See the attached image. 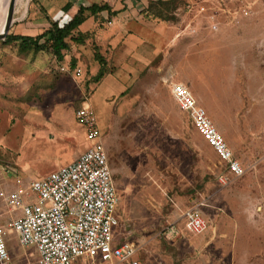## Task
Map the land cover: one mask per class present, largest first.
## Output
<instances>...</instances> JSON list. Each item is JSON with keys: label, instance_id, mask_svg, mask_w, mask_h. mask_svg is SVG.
Instances as JSON below:
<instances>
[{"label": "rangeland", "instance_id": "1", "mask_svg": "<svg viewBox=\"0 0 264 264\" xmlns=\"http://www.w3.org/2000/svg\"><path fill=\"white\" fill-rule=\"evenodd\" d=\"M126 1L137 6V0ZM68 3L73 11L66 14L62 7ZM81 4L85 1L21 0L14 4L9 35L36 36L53 19L64 24ZM131 10L128 16L138 15ZM162 11L167 21L152 18L155 30L138 31L147 40L158 34L161 51L128 44L125 55L133 67L116 70L98 85L90 76L64 78L66 57L58 61L50 49L24 54L17 44L3 43L9 35L0 39V190L16 188L18 178L26 183L45 178L74 161L75 150L56 144L58 132H44L30 117L49 118L54 103L67 101L74 113L81 106L80 82L83 101L96 113L120 198L115 244L131 239L140 248V264H264V2L175 0ZM106 19L104 14L99 23ZM96 25L89 17L80 30ZM155 52L146 68L143 61ZM169 79L191 88L247 169L243 177L227 187L218 184L217 158L172 99ZM49 89L52 108L45 96ZM33 129L39 130L36 136ZM23 199L38 201L36 194ZM193 206L210 223L199 237L187 233L182 220ZM20 214L0 201V226ZM7 246L14 264H37L36 250H24L16 234L8 235Z\"/></svg>", "mask_w": 264, "mask_h": 264}, {"label": "built area", "instance_id": "2", "mask_svg": "<svg viewBox=\"0 0 264 264\" xmlns=\"http://www.w3.org/2000/svg\"><path fill=\"white\" fill-rule=\"evenodd\" d=\"M244 13L248 15L249 11L245 9ZM212 29L217 30V26ZM167 81L172 99L217 158L218 184L227 187L243 177L247 169L191 88L179 80ZM75 117L86 129L90 146L85 152L45 178L27 183L18 178L16 188L0 190V201L11 212H21L7 227L0 226V264H14L7 246L10 233L16 234L24 250H36L37 264H140L137 258L140 248L136 243L129 238L121 244L114 243V230L120 225V198L96 113L85 101L75 111ZM25 194L28 197L36 194L38 201L27 204ZM182 220L187 233L195 237L210 227L199 206L189 207Z\"/></svg>", "mask_w": 264, "mask_h": 264}, {"label": "crops", "instance_id": "3", "mask_svg": "<svg viewBox=\"0 0 264 264\" xmlns=\"http://www.w3.org/2000/svg\"><path fill=\"white\" fill-rule=\"evenodd\" d=\"M84 1H85V4H81V5H84L87 7L91 6L94 3H97L99 5H103L107 3L108 5L111 6L112 12H116L117 14L110 15V13L105 11L99 14L98 17L89 16L90 18H94L95 21L97 22V25L95 26V28L93 30H89L85 32L80 30V28L84 24L79 28L78 32L93 33V38H92V41H87L84 45H77V44L72 45L71 49L65 52L68 54V56L64 53L65 55L64 57H66V60H67V65H64L60 68V72L63 74L64 78H70L75 81V79L76 80L81 79L83 76L84 77L90 76L91 78H94L99 73L100 65L95 58V50L93 46L94 44L98 46L101 55H103L106 58L107 63H108L107 68L109 70V73L106 74L103 77V79L99 81V83H96L97 85L101 84L102 81L106 80V78L112 76L116 70L128 69L129 67L130 68L133 67V64L129 63L130 58H127V56L125 55V48L128 46V44L132 46V43L133 42L135 43L136 46L133 50H138L147 44L151 47V49H153V51L160 50V47L158 45L160 42V37L158 36V34L152 35V38H150V40H147L146 38L140 36L138 33V31L148 29L150 28V26L152 29L155 30V28L151 24H154L155 26L156 21L152 20L151 18L150 19L147 18L142 13V11L148 6L149 0H140V1L134 2L137 4V6H134L133 3L126 1V0H114V1L97 0L96 2H93L95 1L93 0L92 3L88 1L86 2V0H82L83 3ZM150 1H155V0H150ZM66 5L62 7L63 11L66 14L73 11L72 6L70 10L66 11L64 9ZM132 7L134 9L136 8V10L138 11V15H134L133 13H130L128 16L126 14L128 13V11L132 9ZM77 10L78 8H76V10L74 11L73 16L77 13ZM104 14H107L106 24L99 23L101 16H103ZM119 16H123L122 24L116 22V19ZM53 21H59V20L53 19ZM132 24H134V26L136 27H133V26L128 27V25H132ZM109 28H113V29H109ZM121 32H123L124 34L123 36H121L122 38L120 42H116V44H114L115 42H113V40H115L117 35H119ZM133 50L127 53L129 57H132ZM156 54L157 52H155V54L151 56L153 59L148 57L146 58L147 59L146 62L143 61V64L146 66V68L151 67L152 63L154 62L155 57L157 56ZM109 55L110 57L107 58V56ZM72 61H74L76 64L75 68H72L71 66ZM62 68H64L65 70L63 71ZM78 70L81 71L80 74H78L77 72ZM84 95H85L84 88L80 85V82H79V104L81 105L83 104V102H85L83 101ZM45 96H47V99H49V106L50 108H52L51 89H49V92L46 93ZM65 103L64 102L54 103L55 106L52 109V112L49 118L32 115L30 117L31 118L30 120L33 121L35 124H38L44 127V132H47V133H55V132L57 133L58 132L57 137L59 138V141L57 140L56 144L59 146L60 144L58 142L68 144L66 147H70L69 148L70 152L75 150L74 160H76L83 152L87 150V148L90 146V143L88 144V141L86 138V129L83 126L79 125L75 117V112L73 113L72 108L69 107V104L72 102L67 101ZM88 103L90 104L91 107H93L90 101H88ZM66 110H68L67 113H65ZM57 124H60L59 125L60 128L56 127ZM38 131L39 130L33 129L31 133L33 136H36L38 134ZM28 134H30V131L28 132ZM86 143H87V146H86ZM78 145H80L81 147L83 145V148H80L79 150ZM38 179H42V177L35 178L30 181L38 180Z\"/></svg>", "mask_w": 264, "mask_h": 264}, {"label": "trees", "instance_id": "4", "mask_svg": "<svg viewBox=\"0 0 264 264\" xmlns=\"http://www.w3.org/2000/svg\"><path fill=\"white\" fill-rule=\"evenodd\" d=\"M174 3L175 0L149 1L148 6L142 11V13L149 19L153 18L167 21L168 18H166L165 13H163L162 9H166V7L174 5ZM71 6L72 5L68 3L64 7V9L68 11L70 10ZM105 11L110 13V15L117 14L116 12H112L111 6L107 3L103 5L94 3L88 7L80 5L78 7L77 13L64 24H60L59 21H52L51 27L49 29L36 36L11 34L6 38V40L3 41V43L5 45L17 44L19 46V49L24 52V54L31 51L37 52L45 49H50V51L58 61H63L65 58L64 53L70 50L72 45H84L87 41H92L93 33H81L78 32V30L86 22L89 16L98 17L99 14ZM93 46L95 50V58L100 65V71L93 78V82L99 83V81H101V79H103V77L109 73V70L107 68L108 63L106 58L101 55L98 46L96 44H94ZM75 65V62L72 61V68H75Z\"/></svg>", "mask_w": 264, "mask_h": 264}, {"label": "bare ground", "instance_id": "5", "mask_svg": "<svg viewBox=\"0 0 264 264\" xmlns=\"http://www.w3.org/2000/svg\"><path fill=\"white\" fill-rule=\"evenodd\" d=\"M19 1L21 0H0V34L6 30L12 4L17 5Z\"/></svg>", "mask_w": 264, "mask_h": 264}, {"label": "water", "instance_id": "6", "mask_svg": "<svg viewBox=\"0 0 264 264\" xmlns=\"http://www.w3.org/2000/svg\"><path fill=\"white\" fill-rule=\"evenodd\" d=\"M13 17H14V5L12 4L6 30L0 34L1 40H4L9 35L10 28H11L12 24L14 23Z\"/></svg>", "mask_w": 264, "mask_h": 264}]
</instances>
